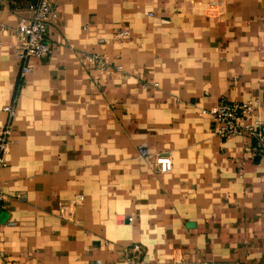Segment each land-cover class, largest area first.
Here are the masks:
<instances>
[{
	"label": "crops",
	"instance_id": "obj_1",
	"mask_svg": "<svg viewBox=\"0 0 264 264\" xmlns=\"http://www.w3.org/2000/svg\"><path fill=\"white\" fill-rule=\"evenodd\" d=\"M34 2L0 0V264H128L134 242L147 264H264V153L200 110L264 118V0H55L20 78Z\"/></svg>",
	"mask_w": 264,
	"mask_h": 264
},
{
	"label": "built area",
	"instance_id": "obj_2",
	"mask_svg": "<svg viewBox=\"0 0 264 264\" xmlns=\"http://www.w3.org/2000/svg\"><path fill=\"white\" fill-rule=\"evenodd\" d=\"M56 16L55 0H35L32 6L31 17L26 20L20 17L14 27L17 37V54L20 58L19 76L30 70L28 57H44L51 52V43L48 40L49 22ZM86 58L97 65L105 63L104 57L97 52L86 54ZM262 103L252 99H227L220 97L210 106L200 108L201 112H209L215 124V131L224 137L231 134H240L248 138L246 147L256 153H264V118L253 116L254 112L262 109ZM6 111V119L0 123V168L6 163V152L10 142L12 129V117L15 112L13 101L3 104ZM157 169L166 171L170 168L171 157L167 153L155 154ZM0 187V200L2 198ZM1 206V202H0ZM134 253L128 256V264H147L138 256L140 246L137 242L132 244ZM196 264H207L198 261Z\"/></svg>",
	"mask_w": 264,
	"mask_h": 264
}]
</instances>
